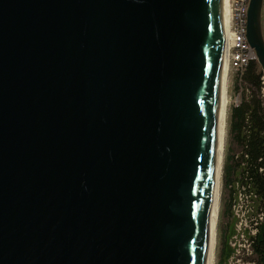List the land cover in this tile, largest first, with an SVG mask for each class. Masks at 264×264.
Instances as JSON below:
<instances>
[{"label":"water","instance_id":"1","mask_svg":"<svg viewBox=\"0 0 264 264\" xmlns=\"http://www.w3.org/2000/svg\"><path fill=\"white\" fill-rule=\"evenodd\" d=\"M224 19V0H0V264H205Z\"/></svg>","mask_w":264,"mask_h":264},{"label":"rangeland","instance_id":"2","mask_svg":"<svg viewBox=\"0 0 264 264\" xmlns=\"http://www.w3.org/2000/svg\"><path fill=\"white\" fill-rule=\"evenodd\" d=\"M238 74L239 71L228 62L229 103L214 264H252L254 254L251 251L249 237L255 234V222L261 217V213H257L255 207V195L248 191V187L241 186L239 181L240 168L236 159L239 160L241 146L231 130V110L240 102L244 92L243 87L238 86ZM228 166L229 176L226 170Z\"/></svg>","mask_w":264,"mask_h":264},{"label":"trees","instance_id":"3","mask_svg":"<svg viewBox=\"0 0 264 264\" xmlns=\"http://www.w3.org/2000/svg\"><path fill=\"white\" fill-rule=\"evenodd\" d=\"M237 77L244 92L231 110V130L241 146L236 159L240 185L255 195V207L261 213L255 234L249 237L252 264H264V81L256 59L250 60ZM226 170L228 175L229 166Z\"/></svg>","mask_w":264,"mask_h":264},{"label":"bare ground","instance_id":"4","mask_svg":"<svg viewBox=\"0 0 264 264\" xmlns=\"http://www.w3.org/2000/svg\"><path fill=\"white\" fill-rule=\"evenodd\" d=\"M228 41L227 37L222 36V48H221V95L219 103V111L215 129V147H216V167L213 177V195L210 206V231L207 239V245L205 250V264H214L215 249H216V237H217V222L220 209V197L222 187V170L224 159V146L226 138V126H227V113H228Z\"/></svg>","mask_w":264,"mask_h":264},{"label":"built area","instance_id":"5","mask_svg":"<svg viewBox=\"0 0 264 264\" xmlns=\"http://www.w3.org/2000/svg\"><path fill=\"white\" fill-rule=\"evenodd\" d=\"M249 0H224V36L228 41L230 66L242 72L250 60L256 59L246 37V20ZM264 34V0L261 6Z\"/></svg>","mask_w":264,"mask_h":264}]
</instances>
